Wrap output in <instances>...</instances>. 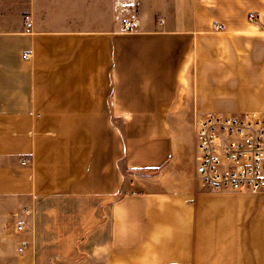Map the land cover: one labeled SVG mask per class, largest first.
I'll return each mask as SVG.
<instances>
[{
    "label": "crops",
    "instance_id": "crops-1",
    "mask_svg": "<svg viewBox=\"0 0 264 264\" xmlns=\"http://www.w3.org/2000/svg\"><path fill=\"white\" fill-rule=\"evenodd\" d=\"M209 112L264 115V0H0V264H264V191L197 177ZM188 114L194 180L128 177Z\"/></svg>",
    "mask_w": 264,
    "mask_h": 264
},
{
    "label": "built area",
    "instance_id": "built-area-1",
    "mask_svg": "<svg viewBox=\"0 0 264 264\" xmlns=\"http://www.w3.org/2000/svg\"><path fill=\"white\" fill-rule=\"evenodd\" d=\"M250 19L255 20V15ZM126 27L133 29L134 23L128 21ZM197 141L196 173L203 185L216 190L264 191V115L202 114L197 120ZM17 230L23 231L24 225L18 224ZM27 247L23 242L20 250Z\"/></svg>",
    "mask_w": 264,
    "mask_h": 264
},
{
    "label": "rangeland",
    "instance_id": "rangeland-1",
    "mask_svg": "<svg viewBox=\"0 0 264 264\" xmlns=\"http://www.w3.org/2000/svg\"><path fill=\"white\" fill-rule=\"evenodd\" d=\"M120 14V11H118ZM181 129L165 131L166 134H170L174 141V154L170 156V161L164 167H147L144 169L133 170L130 172L124 165V162L120 163L123 171L128 173V177H139L145 178V173L150 174L152 178L148 177L149 186L159 187V188H174L182 184H186L188 181L194 180L195 177V161H194V151L196 146V126H195V116L194 115H182L181 117ZM130 131H122L125 135ZM133 135L141 132H147L150 135L149 143L155 144L159 140L157 136L162 131H132ZM158 134V135H157ZM159 137V136H158ZM168 137H166L167 139ZM169 139V138H168ZM134 145H140V142H135ZM138 154L139 152L136 151ZM141 154H144L141 152ZM130 172V173H129ZM141 172V173H139ZM144 172V173H142ZM143 176V177H142ZM131 189H141L142 187L147 188L148 183L136 185L132 184ZM262 200H260V206H262ZM258 205V203H256Z\"/></svg>",
    "mask_w": 264,
    "mask_h": 264
}]
</instances>
